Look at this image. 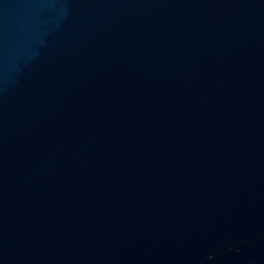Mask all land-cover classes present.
Segmentation results:
<instances>
[{"label":"water","instance_id":"95a60500","mask_svg":"<svg viewBox=\"0 0 264 264\" xmlns=\"http://www.w3.org/2000/svg\"><path fill=\"white\" fill-rule=\"evenodd\" d=\"M0 264H264V0H0Z\"/></svg>","mask_w":264,"mask_h":264}]
</instances>
